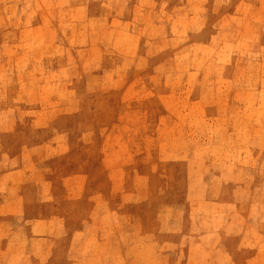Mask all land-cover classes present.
<instances>
[{"label": "rangeland", "instance_id": "374dc122", "mask_svg": "<svg viewBox=\"0 0 264 264\" xmlns=\"http://www.w3.org/2000/svg\"><path fill=\"white\" fill-rule=\"evenodd\" d=\"M0 264H264V0H0Z\"/></svg>", "mask_w": 264, "mask_h": 264}, {"label": "bare ground", "instance_id": "6f19581e", "mask_svg": "<svg viewBox=\"0 0 264 264\" xmlns=\"http://www.w3.org/2000/svg\"><path fill=\"white\" fill-rule=\"evenodd\" d=\"M258 116V115H257ZM237 118V117H236Z\"/></svg>", "mask_w": 264, "mask_h": 264}]
</instances>
